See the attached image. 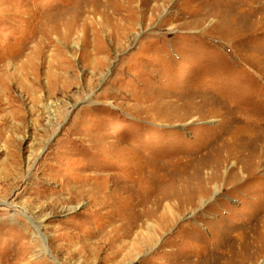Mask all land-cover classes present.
<instances>
[{
	"label": "rangeland",
	"instance_id": "obj_1",
	"mask_svg": "<svg viewBox=\"0 0 264 264\" xmlns=\"http://www.w3.org/2000/svg\"><path fill=\"white\" fill-rule=\"evenodd\" d=\"M261 148L264 0H0V264H264Z\"/></svg>",
	"mask_w": 264,
	"mask_h": 264
},
{
	"label": "bare ground",
	"instance_id": "obj_2",
	"mask_svg": "<svg viewBox=\"0 0 264 264\" xmlns=\"http://www.w3.org/2000/svg\"><path fill=\"white\" fill-rule=\"evenodd\" d=\"M259 138V137H258ZM260 139V138H259ZM260 141V140H259ZM256 143V142H255ZM254 143V144H255ZM257 144V143H256ZM263 144V143H262ZM262 146V145H261ZM262 149V148H261ZM262 150H264V149H262ZM262 155H261V157L263 158V160H262V158H261V162H262V164L264 163V151L261 153Z\"/></svg>",
	"mask_w": 264,
	"mask_h": 264
}]
</instances>
